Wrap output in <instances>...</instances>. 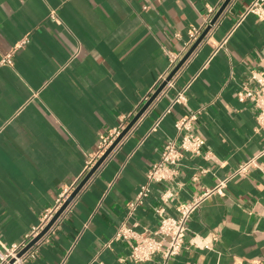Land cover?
<instances>
[{
  "label": "crops",
  "instance_id": "crops-1",
  "mask_svg": "<svg viewBox=\"0 0 264 264\" xmlns=\"http://www.w3.org/2000/svg\"><path fill=\"white\" fill-rule=\"evenodd\" d=\"M224 0H0V242L20 243L62 188L82 179L101 136L128 124L190 48L189 31ZM255 0H232L183 67L35 245L27 264H155L130 258L161 216L211 190L264 147L257 109L238 92L264 72V20ZM148 8L145 9L144 7ZM55 13L56 17L52 16ZM177 62V63H178ZM167 73V74H166ZM161 80V81H160ZM184 91L185 102H174ZM169 110V111H168ZM202 153H183L172 176L130 210L176 121ZM205 169L206 172H202ZM173 195L167 200L163 194ZM158 258V257H157ZM170 264H264V154L191 214Z\"/></svg>",
  "mask_w": 264,
  "mask_h": 264
},
{
  "label": "built area",
  "instance_id": "built-area-1",
  "mask_svg": "<svg viewBox=\"0 0 264 264\" xmlns=\"http://www.w3.org/2000/svg\"><path fill=\"white\" fill-rule=\"evenodd\" d=\"M144 8L147 9L148 7L145 6ZM248 11L256 13L260 19L264 20V0H255L249 7ZM209 12L210 16L204 21L201 26L194 27L189 31V46L194 43V41L199 37L205 27L210 23L212 19L211 14H214L215 9L212 8ZM52 16L56 17L55 13H52ZM29 41L30 39L28 35L22 37L7 54L1 57L0 64L11 65L13 63V55L15 51L27 45ZM181 55H176L175 57H173L170 71L177 64ZM165 78L166 75H164L161 80H164ZM249 81H254L256 85L250 86L248 82L242 83V89L238 92V97L241 101L250 100L256 107L257 128L262 133L264 139V72H252L250 74ZM152 92H150L144 98L143 102L147 101L150 98ZM185 100L186 96L184 94V91H181L174 102H185ZM195 118L196 113L191 112L188 116H185L176 121L178 135L175 138L166 140L161 152L160 159L157 162L153 163L148 171L147 182L141 186L140 191L138 192L137 197L134 199V201L129 203L131 211H133L137 205L141 204L144 198H146L150 194V184L152 182H161L172 176V174L174 173V166L179 164V160L182 157L183 153L190 152L196 155L202 153L203 146L205 145V140L201 136L192 133L181 134L182 129L185 128L189 130L191 128V122ZM126 125V123H122L109 135L101 136L96 156L94 157L93 161H91L87 165L86 171H89L90 168L97 162V160L113 144L115 139L126 127ZM263 154L264 147L256 156L241 164L229 178L245 173L250 166H257V160ZM202 172H206V170L202 169ZM229 178L220 181L216 187L211 190H207L199 197L189 202L180 204L178 206L177 216L163 215V208H159L157 212H159L162 218L158 228L155 229L150 235H135L130 228L122 225L115 238H136L135 243L131 244V259H134L136 261H155V264H170L172 258L179 254L184 246L186 233L188 231V221L191 214L212 192L217 191L222 193ZM80 181L81 179L76 180L70 185H66L62 188L61 192L58 195L55 207L49 210L43 216L41 224L37 227H34L28 234H26L24 239L20 243L4 245L0 242V264H27L31 259L36 258L37 250H35L34 248L40 240L21 256H19L18 254L44 229V227L53 218L54 214L60 209V207L74 191ZM172 195V193L169 194L168 192H165L163 194V199L167 200ZM12 260L14 261L11 262Z\"/></svg>",
  "mask_w": 264,
  "mask_h": 264
},
{
  "label": "water",
  "instance_id": "water-1",
  "mask_svg": "<svg viewBox=\"0 0 264 264\" xmlns=\"http://www.w3.org/2000/svg\"><path fill=\"white\" fill-rule=\"evenodd\" d=\"M232 0H224L215 15L212 17L210 23L205 27L199 37L194 41V43L190 46V48L186 51L180 61L174 66V68L170 71V73L166 76V78L162 81V83L157 87L154 93L150 96V98L145 102V104L137 111V113L133 116V118L129 121L126 127L121 131L118 137L115 139L113 144L105 151V153L97 160V162L90 168L87 174L81 179L77 187L71 193V195L67 198L64 204L60 207V209L54 214L53 218L49 221V223L44 227V229L32 240L28 243L26 247H24L20 252L19 256L25 253L29 248H31L36 242H38L54 225V223L58 220V218L63 214V212L67 209L69 204L74 200V198L80 193V191L84 188V186L88 183L90 178L99 170V168L104 164V162L109 158L115 148L120 144V142L128 135L131 129L135 126L138 120L145 114V112L149 109L152 103L156 100V98L160 95V93L167 86L168 82H170L173 77L178 73V71L183 67L186 61L190 58V56L194 53V51L198 48L201 42L204 40L208 32L211 28L216 24V22L223 15L228 5ZM12 260L11 262H13Z\"/></svg>",
  "mask_w": 264,
  "mask_h": 264
}]
</instances>
